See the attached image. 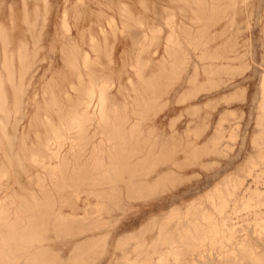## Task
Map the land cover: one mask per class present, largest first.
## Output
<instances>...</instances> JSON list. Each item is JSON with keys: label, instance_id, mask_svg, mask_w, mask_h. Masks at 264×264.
<instances>
[{"label": "rangeland", "instance_id": "obj_1", "mask_svg": "<svg viewBox=\"0 0 264 264\" xmlns=\"http://www.w3.org/2000/svg\"><path fill=\"white\" fill-rule=\"evenodd\" d=\"M0 76V207L13 223L0 227V264H24L19 236L31 216L46 215L49 207L51 215L70 213L76 190L80 209L71 224L80 234H46L53 240L44 245L61 258L57 264H107L105 251L120 256L113 243L101 242L84 257L72 254L73 245L110 231L113 238L130 235L129 250L150 243L157 228L177 238L182 227L190 228L187 221L206 212L226 217L238 242L227 244V252L209 249L191 264H264V204L255 205L264 200V0H0ZM100 95L111 122L127 115V133L139 121L129 142L138 140L143 154L153 147L151 156L158 152L145 179L172 172V181L160 179L164 184L135 195L126 192L124 175L115 194L121 208L109 215L96 211L99 199L87 195L89 187L63 184L81 158L84 165L90 156L89 167L97 157L87 146L74 162L79 153L70 145L83 132L77 136L69 127L82 102L95 105ZM103 123L109 124L91 121L85 135L104 139ZM59 134L65 143L55 158L45 145L55 149ZM101 216L110 218L103 231L93 226Z\"/></svg>", "mask_w": 264, "mask_h": 264}, {"label": "bare ground", "instance_id": "obj_2", "mask_svg": "<svg viewBox=\"0 0 264 264\" xmlns=\"http://www.w3.org/2000/svg\"><path fill=\"white\" fill-rule=\"evenodd\" d=\"M170 37H172V35ZM172 39L173 37L171 38V40ZM6 48H4V51H3V55H4L3 67L5 68V72L9 75L8 81H10V83L13 84V80H14L13 74L14 73H13V68L11 69L12 64L8 60L9 54L7 55ZM23 58L21 59V63H23V60H24ZM1 84H2V79L0 76V97H1L0 99L3 100L4 93L2 92ZM102 87H105V85H103ZM103 91L104 90L102 88L101 92L103 93ZM92 94L93 93L91 92V95ZM151 95H152V92H151ZM151 95L149 97H151ZM92 97H94V95ZM92 97L90 98L93 99ZM263 97H264V87H263ZM101 100H103L102 95H100L99 102L95 105L92 104V102H89V100L88 102L85 101V103L82 102L84 105L80 108L78 113L72 117L71 125L69 127L70 132L77 133V136L80 135L81 132H83V136L81 135V137H76V139L74 138L70 145V149L77 148L78 153H79L75 155L77 156V158L73 156V158H75L74 162L78 163V161L81 158L79 157V155L83 157L84 154H87L86 153L87 146H90L91 148L90 149L91 156L93 157L94 155V157H96L97 155V157L91 160L92 166H89V167L88 165L85 166L86 164L85 161L87 157L90 159V156L88 155L87 157L85 156L86 159L84 160V165H83L84 157L81 158L82 165H80L79 163L80 167L77 170H71L72 173H70V177H68L67 179L64 178L63 184L70 185V187L72 186L79 187L83 185L86 187H89V190L87 191V195H90V194L94 195L100 200V201L97 200V202L95 203L96 211L101 214L105 213V215H109L110 212L113 211L115 208L117 209L121 208L120 200L118 201V199L115 197V194H120L118 193L120 190H118L117 188V185L120 181L122 182L126 181L125 183V185H127L126 190L127 189L129 190V191H126L127 193L129 192L130 194L131 193L136 194L137 191H139L140 193V191L143 189L147 191L146 189H148V187L151 190L154 187L153 185L156 184L155 186H157V184H159L157 183V181H160V179H166L168 176H169L168 179H170V175H167V173H170L171 171L165 172L164 174L157 173L156 176L152 178L151 180L145 179V177L149 175V172H151L150 170L153 168L154 160L156 161L155 158L159 157V156L156 157L158 152L155 153L156 155L154 157H152L151 156L152 153H149V152L154 151L153 148L155 147H153V148H150L152 150H149L148 153L143 154L144 149H142L143 147L141 148L139 146V144L137 143L138 140L136 142L133 141L134 143L129 142L131 140V136H135L137 133V132L136 133L134 132V129L136 126L135 122H139V121H135L134 123H132L129 127L130 131L127 133L126 129H124V125L126 126V124L130 122V120L128 122L127 115L126 117H124L125 111H124V114L122 113L124 116L121 115L125 119H122L121 117H119L120 122L118 124L117 123L115 124L114 120L113 122H111V119H109L107 116L104 115L105 114L103 111L104 108L102 106L104 103ZM104 100H105V97H104ZM142 101L144 100L142 99ZM141 106L142 105H140V107ZM140 107L139 109L145 110L144 106L143 108H140ZM131 111H133V109ZM134 112L135 111H133V113ZM135 113H140V112L138 111ZM142 115H143V112H142ZM141 118H140V122H141ZM115 120H118V118ZM91 121H94L96 124L102 121L103 122L105 121L107 123L109 122L108 125L107 124L105 125L103 123L104 125L103 128L106 132L104 135L103 134L101 135L104 137V139L98 142H93L95 132H93L92 134H89L88 136L85 135L87 128L91 126L90 125ZM136 129L138 130V127ZM3 130L5 131V128H3ZM133 133L135 134L133 135ZM6 137L9 138V136L7 135ZM129 137H130V140H129ZM56 138L58 142H55L57 143V146L55 147V149L53 148L54 146L52 142L47 141L45 145V148L47 150H52L53 156L55 158L58 157V155L60 154V149L63 147L65 143L64 142L65 137L63 135L59 134L56 136ZM136 139H139V138H136ZM145 143H149V142H143V145L142 144L140 145L145 147L147 145V144L145 145ZM106 148H108L107 150L108 153L106 152L107 161L103 157V153L104 151H106ZM164 152H168V151H164ZM195 152L198 153V151H195ZM167 155H169V153ZM31 160L32 162H36L38 165L42 166V168H46L50 166L49 164L46 163L44 157L38 158V159L32 157ZM65 162L66 161L63 159V163ZM88 164L91 165L90 161L88 162ZM76 167H78V165ZM73 168L74 167H72V169ZM124 175H127V179L125 178L126 179L125 181H123ZM160 182L161 184H164L163 183L164 181L163 182L160 181ZM172 183L173 182H171V184ZM105 185L109 187L107 189H104ZM67 194H69V192ZM73 195L75 196V201L73 199H72L73 202L71 201L70 213H64V212L57 211L51 215L49 214V211H51L52 209L51 207H49V208H46L47 210L46 209L44 210L46 215H42V216L32 215L31 216V220L27 224V231H26L25 236L23 235L19 236V239H21L23 242L25 240V246L24 247L22 246V248L26 249V255H27L26 261L24 264H57L61 262V258L58 257V254L52 251L48 245H44V243L47 241L53 240L52 238H49L46 236L48 232H52L54 235H56L55 236L56 239H58L59 237L64 238L66 236L74 237L80 234L76 229L72 227V224H71L72 221H74V219L78 217V214H76V211L80 209V206L77 204V200L79 199L78 191L77 190L74 191ZM126 195L129 198L131 197L129 196V194H126ZM69 199L68 201L70 202ZM63 202H64L63 204L67 203L65 201ZM263 204H264V200H260V201H257L255 205L262 206ZM89 206H90L89 203L84 205L83 210L85 213L87 212V209ZM221 210L222 209L218 210L219 214L222 213ZM7 214L8 213L6 211V208L0 207V227L13 226L12 222H8L9 217L7 216ZM104 217L105 216L103 217L101 216L100 219H98V221L94 222L93 226L96 230L103 231L110 225L109 224L110 218H104ZM17 221L19 222V220ZM151 222H154V221H151ZM114 223H113V226L115 225ZM187 224L190 226V228L187 226L182 227L177 238H175V236L172 235L171 233H168V232L162 233L161 228H157L156 234L150 238L151 239L150 243H146V240L144 241L142 240V242L134 244L129 250H126L124 248V245L131 238L130 235H125V236L121 235V236H118L117 238H113L111 234L112 232L110 231L100 232V234L92 235L91 237L85 238L82 241L75 243L72 247V254L76 255L77 257H84L92 250L95 252V249L101 242H103L104 244L103 247H105L106 246L105 243L109 241L110 243H113L114 249L120 250V256L116 257L114 252L105 251V255H106L105 257L109 258L107 264H191L190 262L196 258L202 259L204 252L208 251L209 249L217 248L221 252H227V250H224L227 244L233 245V243L236 244L238 242L235 240L236 239L235 228L232 225L230 226L228 224L227 218L224 216L219 218V217L214 216L211 213L206 212V213H203V215L199 217L195 215L190 222L187 221ZM178 230L179 229H177V231ZM3 240L0 239V244H2ZM15 240L16 239H14V242H16ZM2 253L3 251L1 250L0 259L4 255Z\"/></svg>", "mask_w": 264, "mask_h": 264}]
</instances>
